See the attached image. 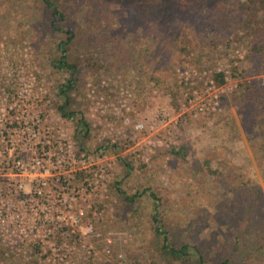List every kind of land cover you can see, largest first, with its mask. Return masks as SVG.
I'll list each match as a JSON object with an SVG mask.
<instances>
[{
    "label": "rangeland",
    "instance_id": "1",
    "mask_svg": "<svg viewBox=\"0 0 264 264\" xmlns=\"http://www.w3.org/2000/svg\"><path fill=\"white\" fill-rule=\"evenodd\" d=\"M197 1L124 2L141 8L143 13L142 20L141 16L129 21L120 38L122 51H130L126 59L131 65L120 70L107 62L109 70L105 74L85 78L80 102L82 114L91 126L86 140L76 136L75 121L70 120L69 124V134L78 149L90 152L96 162L110 164L108 190L83 204L89 215L77 231L83 232L84 238L82 235L72 245L54 248L34 243L15 244L0 237V264H131V257L141 252L153 256L149 217L131 216V210L115 188L119 183L129 193L143 190L154 193L170 221L190 219L188 224L182 221L181 229L186 228L184 224L194 223L200 238H208L210 231L215 235L222 225L210 218L216 216L213 212L219 209L217 202L229 195L215 187L213 179L204 177L200 161L209 160L214 169L228 164L252 183L257 182L264 194V173L236 108L232 106L230 111L239 133L233 132L225 121H219L230 94L237 88L239 79L231 77L234 66L248 70V76L263 85L264 75L255 77L256 66L247 58V48L238 43L229 48L218 47L222 53L214 68L189 62L180 64L184 54L175 50L173 42L186 24L197 21L191 18L198 10L188 12L190 5L196 8ZM218 1H213L210 7H218ZM162 8L172 12L161 15ZM18 9L14 0H0V100L2 90L10 95L30 94L32 98L36 94L46 95L40 108L57 109L56 91L62 77L52 69L42 50L45 49L42 41H38L36 31L24 21L25 13L22 15ZM24 10L30 11L28 6ZM145 16L158 18L161 31H156ZM202 21L197 23L200 25ZM190 31L187 30L188 37L193 40ZM201 42L193 40L198 46H192L191 50L206 53L207 47ZM215 69L227 71L230 79L217 85L213 79ZM261 86L257 87L259 91ZM139 122L144 123V129H136ZM110 123L123 125L124 132L115 142L111 140L113 135L99 140L101 133L110 129L106 127ZM184 146L187 161L172 153ZM152 200L145 196L138 205L151 213ZM89 224L93 225V235L85 227ZM166 224L170 229L168 219ZM243 228H247L246 224ZM247 256L246 251L238 258L253 264Z\"/></svg>",
    "mask_w": 264,
    "mask_h": 264
},
{
    "label": "trees",
    "instance_id": "2",
    "mask_svg": "<svg viewBox=\"0 0 264 264\" xmlns=\"http://www.w3.org/2000/svg\"><path fill=\"white\" fill-rule=\"evenodd\" d=\"M125 1L14 0L19 7L17 11L21 10L22 15L25 13L24 21L34 29V33L36 31L38 41H42L46 49L42 50L52 69L62 77L56 91L59 98L57 111L76 122V136L83 140L90 134V124L82 114L80 102L85 78H99L105 74L109 70L107 62L120 70L131 65L126 59L130 51H122L120 38L129 21L141 16L142 20L143 13L139 7L140 10L124 4ZM213 1L198 0L195 4L197 9L190 5L188 12L196 13L198 10L191 18L197 21L190 23L191 27L186 24L173 42L175 50L184 54L180 64L189 62L214 68L222 53L218 47L229 48L238 43L247 48V58L251 65L256 66L255 77L264 75V0H234L232 3L219 0L216 8L210 7ZM26 6L30 9L27 13L24 10ZM204 9L207 11L203 14L201 11ZM171 12L162 8L160 13L168 15ZM157 19L151 18L149 23L152 22L153 28L160 32L158 28L161 25ZM201 20L199 25L197 22ZM187 30H191L194 42L202 40L201 45L207 47L206 53L191 50L192 46L198 45L189 39ZM225 75L223 70L213 71L217 85L225 83ZM231 77L239 79L237 88L230 94L219 121H225L233 132L239 133L238 123L230 111L232 106L236 108L255 159L264 173V85L248 76V70H240L237 66L232 69ZM82 149H85L84 145ZM185 150L184 146L172 150V153L187 161ZM199 163L204 177L213 179L215 187L229 195L225 200H217L219 209L210 219L222 227L221 230L217 228L215 235L210 231L208 238L197 235L194 223L190 226L184 224L186 228L181 229L182 221L188 224V218L170 221L160 198L154 193L149 194L147 190L129 193L120 183L116 185L120 198L131 210V216L149 217L151 223L150 250L153 256L141 252L131 257V264H248L238 258L246 251L247 259L253 260V264H264V194L260 185L244 178L228 164L214 169L209 160ZM145 196L153 199L151 213L138 205ZM181 215L184 214L181 212ZM222 220L224 222L221 223ZM245 224L247 228H243Z\"/></svg>",
    "mask_w": 264,
    "mask_h": 264
},
{
    "label": "built area",
    "instance_id": "3",
    "mask_svg": "<svg viewBox=\"0 0 264 264\" xmlns=\"http://www.w3.org/2000/svg\"><path fill=\"white\" fill-rule=\"evenodd\" d=\"M225 72L226 83L230 77ZM45 96L2 90L0 237L55 248L84 238L77 231L89 215L83 204L108 190L110 164L96 162L90 152L76 147L69 134L71 119L54 107L40 108ZM106 127L110 129L101 133V141L113 135L115 142L124 132L123 125ZM135 127L142 130L144 123ZM85 227L93 235V225Z\"/></svg>",
    "mask_w": 264,
    "mask_h": 264
}]
</instances>
